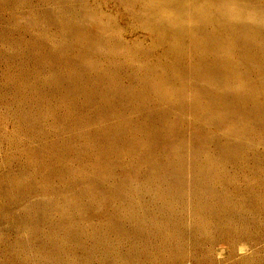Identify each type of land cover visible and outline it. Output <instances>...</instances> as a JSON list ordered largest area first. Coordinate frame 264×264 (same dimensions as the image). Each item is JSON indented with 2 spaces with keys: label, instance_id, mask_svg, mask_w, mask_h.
Listing matches in <instances>:
<instances>
[{
  "label": "rangeland",
  "instance_id": "obj_1",
  "mask_svg": "<svg viewBox=\"0 0 264 264\" xmlns=\"http://www.w3.org/2000/svg\"><path fill=\"white\" fill-rule=\"evenodd\" d=\"M148 1L0 0V264H264V0L183 34Z\"/></svg>",
  "mask_w": 264,
  "mask_h": 264
},
{
  "label": "bare ground",
  "instance_id": "obj_2",
  "mask_svg": "<svg viewBox=\"0 0 264 264\" xmlns=\"http://www.w3.org/2000/svg\"><path fill=\"white\" fill-rule=\"evenodd\" d=\"M145 1H146V0H145ZM147 1H148V0H147ZM153 1H154V0H153ZM170 1H171V0H169L168 2H170ZM173 1H175V0H172V2H173ZM253 1H254V0H253ZM148 2H149V4H151V3H150L151 1H148ZM228 2H231V1H228ZM233 2H234V3H233ZM233 2H231V4L233 3L232 5H231V4L228 5V3L225 2V0H185V1L182 0V3H179V2H178V3H179V4H178V8L176 7V8L178 9V10H176V11H178V12H176L175 9H173L172 7H170L171 9H173V10L171 11V9L168 7V8L170 9V11L172 12V13H170V12L168 11V13H169V15H170L171 17L174 16V18L172 17L173 19L169 20V17H170V16H169V17H167L168 15L166 16V13H165V12H166V9L164 8V9H165V12H164V11H162V12H164L165 15L162 16V19H157V20H156V24H157V25H160V27L162 26V28H163V26H166L167 24L170 23L171 25L169 24V26H173V25L177 26V27L179 28V30L181 31V33L183 34V32H185V31H184V28H187V27L200 28L201 25L203 26V23H204V26H205V24L207 25L208 23H211L210 25L213 24L214 27L211 26L212 28H216L217 26H221V27H222L224 21L227 20V21H231V23L228 22V23H230V24L232 25V26H229V27L234 29L233 26H237L239 23H241V21L244 22V20L246 19V16L244 17V15H246V13H248V14H247V17H248L249 15L251 16V17L249 16V17H250V20H251V19H252V16H253V14H252L253 12H252V11H254L255 8H253V10H251L252 7H251L250 9H248V8H247L248 6L246 5V3H245L243 0H234ZM143 3H145V2L143 1ZM163 3L166 4V6L164 5V7H166V8H167V5L170 4V3H167V2H163ZM173 3H176V1L173 2ZM247 3H248V2H247ZM262 3H263V2H262ZM145 4H147V3H145ZM145 4H143V6H144ZM149 4H147V5H149ZM171 5H173V4L171 3ZM176 5H177V4H176ZM150 6H152V5H150ZM150 6H149V7H150ZM229 6H230V7H229ZM256 6H257V5H256ZM146 7H148V6H146ZM149 7H148V8H149ZM173 7H175V6H173ZM249 7H250V6H249ZM257 7H258V6H257ZM262 7H264V5H263ZM143 8H144V11H145V10H146L145 7H143ZM143 8H142V9H143ZM148 8H147V10H148ZM142 9H141L142 12L140 11L141 14L144 12ZM257 9H258V8H256L255 10H257ZM151 10H153V9H151ZM151 10H148V11H149V14H150V11H151ZM161 10H162V8H161ZM250 10H251V11H250ZM261 10H262V9H261ZM155 11H156V10H155ZM155 11H154V12H155ZM173 11L176 12V15L173 14ZM263 11H264V10H263ZM140 12H139L138 15H140ZM151 12H152V11H151ZM251 12H252V13H251ZM255 12H256V11H255ZM255 12H254V13H255ZM257 12H259V11H257ZM93 13H94V12H92V14H93ZM157 13H158V12H157ZM164 13H163V14H164ZM168 13H167V14H168ZM259 13H260V12H259ZM95 14H96V13H95ZM143 14H144V13H143ZM149 14H148V15H149ZM171 14H173V15H171ZM251 14H252V15H251ZM257 14H258V13L254 14V15H257ZM260 15H261V14H260ZM94 16H96V15H93V17H94ZM110 16H111V14H109L108 16H106L107 19H108V24L111 23V22H113L112 20H110V18H109ZM160 16H161V15H160ZM165 16L167 17V19H165ZM97 17H98V16H97ZM101 17H103V15H101ZM101 17H99V18L102 19ZM113 17H115V16H113ZM113 17H112V18H113ZM150 17H151V16H150ZM150 17H149V18H150ZM155 17H156V16H155ZM155 17H154V18H155ZM253 17H254V16H253ZM103 18H104V17H103ZM112 18H111V19H112ZM244 18H245V19H244ZM255 18H256V16H255ZM257 18L260 20L261 17H257ZM96 19H98V18H96ZM150 19H151V18H150ZM253 19H254V18H253ZM253 19H252V20H253ZM262 19H263V18H262ZM102 20H103V19H102ZM165 20H166V21H165ZM167 20H168V21H167ZM246 20H247V22H248V18H247ZM252 20L249 21V23H250V22L253 23ZM256 20H257V19H256ZM105 21H106V20H105ZM257 21H258V20H257ZM260 21H261V20H260ZM101 22H102V21H101ZM243 22H242V25H243L244 28H245L244 30H246V29H247L246 27H247V26H250V25H248L249 23H248V24H245V25H246V27H245V25H244ZM245 22H246V21H245ZM254 22H255V21H254ZM262 22H263V20H262ZM116 23H117V21H116ZM139 23H140V21H139ZM144 23H145V22H144ZM259 23H260V22H259ZM105 24H106V26H107V21H106ZM113 24H114V23H113ZM140 24H141V23H140ZM226 24H227V23H226ZM253 24H255V23H253ZM253 24H251V26H252ZM109 25H110V24H109ZM157 25H154V26H156L157 29H158L159 26H157ZM208 25H209V24H208ZM208 25H207V26H208ZM255 25H256V24H255ZM259 25H260V24H259ZM259 25H258V26H259ZM261 25H263V24H261ZM112 26H114V25H112ZM118 26H119V25H118ZM175 26H173V27H175ZM202 26H201V27H202ZM207 26H206V27H207ZM215 26H216V27H215ZM253 26H254V25H253ZM253 26L251 27V31L253 30L252 28H254ZM258 26H256V27L260 30V26H259V27H258ZM103 27H104V26H103ZM116 27H117V26H116ZM119 27H120V26H119ZM177 27H176V28H177ZM229 27H228V29H229ZM239 27H240L239 30H242L241 26H239ZM256 27H255V28H256ZM263 27H264V26H263ZM99 28H100V27H99ZM110 28H111V27H110ZM110 28H109V31H110ZM166 28H167V30H168V26H167ZM176 28H173V31L169 30L170 33L172 34V32H175ZM204 28H205V27H204ZM157 29H156V30H157ZM169 29H170V27H169ZM171 29H172V28H171ZM221 29H222V28H221ZM221 29H220V30H221ZM228 29H227V30H228ZM233 29H230V30H233ZM79 30H80V29H79ZM112 30H113V29H112ZM117 30H118V29H116L115 32H117ZM159 30H160V33H161V32H162V33L165 32L163 29H160V28H159ZM159 30H157L156 32H158ZM162 30H163V31H162ZM212 30H213V29H212ZM215 30H216V29H215ZM215 30H213V32H216ZM230 30H229V31H230ZM234 30H238V28L236 29V27H235ZM180 31H179V32H180ZM196 31H197V30H196ZM200 31H201V30H200ZM200 31H197V32L199 33V34L197 33V35H201L202 41H203L204 43H207V41L209 42V39L212 38L211 35L209 36V35H206L205 33L203 34L204 31H203L202 33H201ZM205 31H206V29H205ZM218 31H219V29H218ZM229 31H228V32H229ZM242 31H243V30H242ZM247 31L249 32V29H248ZM253 31H254V30H253ZM253 31H252V32H253ZM153 32H154L153 34H154V36H155V30H154ZM219 32H220V31H219ZM234 32H235V31H234ZM234 32L231 31V34H232V33L234 34ZM245 32H246V31H245ZM248 32H246V33H248ZM256 32H257V30H256ZM256 32H255V35H256ZM261 32H262V31H261ZM117 33H119V32H117ZM176 33H177V30H176ZM176 33H175V34H172V35H176ZM189 33H190V32H189ZM207 33H208V32H207ZM216 33H217V35H218V32H216ZM216 33H215V35H216ZM221 33H222V32H221ZM223 33H224V32H223ZM236 33H237V32H236ZM240 33H241V31H240ZM243 33H244V32H243ZM246 33H245V34H246ZM249 33H250V32H249ZM249 33H248V34H249ZM111 34H112V33H111ZM153 34H152V35H153ZM156 34H157V33H156ZM185 34H186V33H185ZM195 34H196V33H195ZM195 34H194V35H195ZM208 34H209V33H208ZM229 34H230V33H229ZM233 34H232V35H233ZM238 34H239V32H238ZM245 34H244V35H243V34H240V37H241V38L239 37V38H240V41H241V39L243 38L242 35H243L244 38H245ZM250 34L254 35V33H250ZM260 34L262 35V33H260ZM88 35H91V34H88ZM112 35H113V34H112ZM117 35H118V34H117ZM158 35H159V34H158ZM160 35H161V34H160ZM165 35L167 36V34H165ZM165 35H164V36H165ZM217 35H216V36H217ZM223 35H224V34H223ZM236 35H237V34H236ZM236 35H235V36H236ZM257 35H259V33H258ZM261 35H259V37H260ZM91 36H92V35H91ZM114 36H115V35H114ZM181 36H184V35H181ZM185 36H186V35H185ZM185 36H184V37H185ZM160 37H161V36H160ZM160 37L158 36V40H159ZM169 37H170V36H169ZM173 37H175V36H173ZM177 37H178V36H177ZM177 37H176V38H173V40H177ZM179 37H180V35H179ZM179 37H178V39H179ZM186 37H187V36H186ZM186 37H185V39H186ZM191 37H192V36H191ZM221 37H222V36H221ZM223 37L226 38L225 35H224ZM246 37H247L246 39H248L249 41L251 40V39H249V36H248V35H247ZM261 37H263V36H261ZM87 38H88V37H87ZM89 38H90V37H89ZM156 38H157V35H156ZM156 38H155V39H156ZM164 38H165V37H164ZM171 38H172V37H171ZM181 38H182V37H181ZM181 38H180V40H182ZM216 38H217V37H216ZM227 38H228V37H227ZM231 38H232V37H230V39H231ZM233 38H234V36H233ZM244 38H243V42L241 41L242 43H244V40H246V39H244ZM250 38H251V36H250ZM252 38H255V37H252ZM114 39H115V38H114ZM116 39H117V37H116ZM167 39H168V38H166V41H168ZM169 39H170V38H169ZM185 39H184V40H185ZM234 39H235V38H234ZM234 39H233V41H234ZM255 39H256V38H255ZM258 39H259V38H258ZM117 40H118V39H117ZM152 40H153V38H152ZM156 40H157V39H156ZM158 40H157V41H158ZM170 40H172V39H170ZM184 40L181 41L182 44H183ZM212 40H213V39H212ZM212 40L210 39V41H212ZM231 40H232V39H231ZM231 40H230V42H231ZM236 40H237V39H236ZM115 41H116V40H115ZM120 41H121V40H120ZM157 41L154 40V42H156V43H157ZM189 41H190V40H189ZM194 41H195V44H198V43H199V40H198V39H197V41H196V39H195ZM238 41H239V40H238ZM238 41H237L236 43H240V42H238ZM254 41L257 42V39L254 40ZM91 42H92V41H91ZM116 42H117V41H116ZM116 42H115V43H116ZM158 42H159V45H162V44H163V43L161 44L160 41H158ZM168 42H169V41H168ZM178 42H179V41H178ZM181 42H180V43H181ZM197 42H198V43H197ZM203 42H201V43H203ZM251 42H252V40H251ZM89 43H90V42H89ZM171 43H172V41L170 42V44H171ZM175 43H176V42H175ZM186 43H187V40H186ZM186 43H184V44H186ZM214 43H215V42H214ZM232 43H233V42H232ZM232 43H231V45L233 46L232 48H234V45H233L234 43H233V44H232ZM246 43H247V42H246ZM96 44L98 45V42H97ZM96 44H95V45H96ZM116 44H117V43H116ZM119 44H120V43H119ZM176 44H177V43H176ZM176 44H173L172 46H177ZM192 44H193V43H192ZM209 44H210V43H209ZM209 44H207V45H209ZM247 44H248V43H247ZM90 45H91V44H90ZM157 45H158V44H157ZM91 46H92V45H91ZM163 46H164V45H163ZM166 46L170 48V45H168V43H166ZM184 46H185V45H184ZM132 47H133V46H132ZM167 47H166V48H167ZM186 47H188V43H187ZM213 47H215V46H213ZM169 48H167L166 50H168ZM171 48H172V47H171ZM171 48H170V49H171ZM178 48H179L180 50L184 51V49L182 48V45H181V47H178ZM184 48H185V47H184ZM190 48H191V45H190ZM190 48H189V50H190ZM192 48H193V47H192ZM192 48H191V51H190V52H192V53L194 54L196 51H195V52L192 51V50H193ZM202 48L205 49V50H207L206 52H208L207 54L209 55V51L211 50V47H210V46H206V44H205V48H204V47H202ZM202 48H201V50H202ZM173 49H176V48H173ZM179 49H178V50H179ZM197 49L199 50V52H201L199 48H197ZM216 49H217V47H216ZM234 49H236V47H235ZM92 50H93V49H92ZM186 50H188V49L186 48ZM189 50H188V51H189ZM194 50H195V49H194ZM230 50H232V49L230 48ZM115 51H116V50H115ZM120 51H121V50H120ZM172 51H173V50H172ZM172 51H171V53H172ZM213 51H214V50H213ZM234 51H236V50H234ZM168 52H169V50H168ZM177 52H178V51H177ZM184 52H186V51H184ZM247 52H248V51H247ZM169 53H170V52H169ZM171 53H170V55H171ZM173 53H175V52H173ZM179 53H180V52H179ZM201 53L203 54V52H201ZM201 53H199V54L202 55ZM215 53L218 54V52H216V51H215ZM239 53H240V52H239ZM176 54H177V53H176ZM180 54H181V53H180ZM180 54H179V55H180ZM196 54H197V53H196ZM196 54H194V55L197 56ZM143 55H144V54H143ZM164 55H165V54H164ZM172 55H173V54H172ZM179 55H178V56H179ZM181 55H182V54H181ZM189 55H190V53H189ZM200 55H199V56H200ZM212 55H214V53H213ZM186 56H187V54H186ZM186 56H185V57H186ZM195 56H192V57L195 58ZM199 56H198V57H199ZM218 56H219V55H218ZM129 57H130V56H129ZM170 57H171V56H170ZM175 57H176V56H175ZM180 57H182V56H180ZM188 57L190 58V56H188ZM202 57H203V56H202ZM208 57H210V56H207V59H208ZM214 57H215V56H214ZM237 57H239V56H237ZM166 58H167V57H166ZM172 58H173V56H172ZM204 58H205V57H204ZM221 58H222L221 60L224 59L223 57H221ZM239 58H241V57H239ZM243 58H244V57H243ZM246 58H247V57H246ZM124 59H125V58H124ZM168 59H169V58H168ZM176 59H177V57H176ZM195 59H196V58H195ZM198 59H199V58H198ZM200 59H201V57H200ZM216 59H217V58H216ZM219 59H220V56H219ZM180 60H181V59H180ZM217 60H218V59H217ZM217 60H215V58H214L212 61H217ZM219 61H220V60H219ZM200 62L203 63V62H205V61H204V60H203V61L201 60ZM198 65H199V64H196V66H198ZM202 65H203V64H202ZM202 65L200 64L198 67H201ZM204 65H205V64H204ZM211 65H212V64H211ZM217 65H219V64L216 63V66H217ZM225 65H226V64H225ZM225 65H224V67H225ZM227 65H229V64H227ZM227 65H226V66H227ZM238 65L241 67L240 64H238ZM213 66H214V65H213ZM231 66H234V65L231 64ZM235 66H236V65H235ZM243 66H244V65H243ZM245 66H246V65H245ZM193 67H194V68H197V67H195V66H193ZM193 67H192V68H193ZM203 67H204V66H203ZM205 67H208V69H207L208 71H209V68H211L210 66H208V64H207ZM222 67H223V65H222ZM227 67H228V66H227ZM236 67H238V66H236ZM176 68H177V67H176ZM198 69H200V68L193 69V70L195 71V70H198ZM213 69H215V66H214ZM233 69L236 70V68H232V70H233ZM240 69H242V68H240ZM240 69H239V70H240ZM246 69H248V70H246V71L248 72V71H249V67L246 68ZM203 70H204V69H203ZM210 70H211V69H210ZM216 70H217V69H216ZM223 70H224V69H223ZM244 70H245V69H244V67H243L242 72H243ZM174 71H175V70H174ZM178 71H179V69H178ZM198 71H199V70H198ZM200 71H201L200 73H203V72H204V71L202 72V69H200ZM217 71H218V70H217ZM220 71H221V70H219L218 72H215V73H217V74L219 73V74H220V73H221ZM170 72H171V71H170ZM179 72H180V71H179ZM195 72H196V71H195ZM206 72H207V71H206ZM211 72H213V71L208 72V74H209L208 76H210V73H211ZM224 72H225V71H224ZM236 72H237V70H236ZM177 73H178V72H177ZM180 73H181V72H180ZM193 73H194V72L192 71V74H193ZM196 73H197V72H196ZM200 73H199V75L201 76ZM213 73H214V72H213ZM229 73H230V72H229ZM229 73H228V74H229ZM239 73H240V72H239ZM245 73H246V72H245ZM217 74H211V75L214 76V75H217ZM242 74H244V72H243ZM197 75H198V74H197ZM202 75H203V74H202ZM220 75H221V76H220ZM220 75H219V76L222 77V74H220ZM225 75H226V73H225ZM194 76H195V78H196V74H194ZM194 76L192 77V75H191L192 78H194ZM205 76H206V74H205ZM219 76H216V77L214 76V78H217V77L219 78ZM230 76H231V73H230ZM230 76H228V77H230ZM245 76H246V74L243 75V77H245ZM198 77H199V76H198ZM223 77H224L223 79L226 78V76H223ZM231 77H232V76H231ZM247 77H249V76H247ZM192 78H191V79H192ZM199 78H200V77H199ZM202 78H203V76H202ZM206 78H207V77H206ZM206 78L204 77L203 79H204V80H208V79H206ZM218 78H217V79H218ZM189 79H190V78H189ZM200 79H201V78H200ZM200 79H198V82L200 81ZM203 79H202V80H203ZM220 79H221V78H220ZM233 79H234V78H232V80H233ZM237 79H238V78H237ZM237 79H235V80H237ZM261 79H262V78H261ZM263 79H264V77H263ZM263 79H262V81L260 80L261 83H263ZM193 80L195 81V79H193ZM193 80H192V81H193ZM202 80H201V82H202ZM209 80H210L209 83L211 84V85L209 84V86H214V88H215V85H216V86L218 85V84H216V83H217V82H216L217 80L214 81V79L212 78V81L215 82L213 85H212L213 82L211 81V79H209ZM228 80H229V78L227 79V82H229ZM243 80H245V79H243ZM246 80H248V79H246ZM246 80H245V81H246ZM190 81H191V80H190ZM219 81H220V80H219ZM219 81H218V82H219ZM237 81H238V83H241V82H239V79H238ZM245 81H244V83H251L252 80H251V81L249 80L250 82H249V81H248V82H245ZM164 82H165V81H164ZM196 82H197V81H196ZM196 82H195V83H196ZM203 82H205V81H203ZM211 82H212V83H211ZM221 82H222V81L219 82V85H220V86L223 85L224 81L222 82V85H221ZM225 82H226V81H225ZM230 82H231V80H230ZM187 83H188V82L184 83L186 87H188V86H187V85H188ZM189 83H190L189 85H192V86L194 87V89H195V85H193L192 82H189ZM195 83H194V84H195ZM206 83H208V81H207ZM231 83H233V81H232ZM231 83H229V84H231ZM261 83H260V84H261ZM251 84H252V83H251ZM258 84H259V83H258ZM258 84H257V85H258ZM168 85H169V84H168ZM257 85H256V86H257ZM172 86H173V84H172ZM172 86H171V87H172ZM182 86L185 87L184 85H181V84H180V85H179V88H180V87L183 88ZM209 86H207V87L209 88ZM232 86H234V84H232ZM258 86H259V85H258ZM263 86H264V85H263ZM155 87H157V86H155ZM164 87H165V85H164ZM190 87H191V86H190ZM193 87H191L190 89H189V87H188L187 90L189 89V91H191ZM196 87H197V91H198V86H196ZM201 87H202V86H201ZM218 87H219V86H218ZM238 87H239V86H238ZM246 87H250V86H246ZM246 87H245V88H246ZM259 87H260V86H259ZM159 88H160V87H159ZM166 88H167V86H166ZM168 88H170V87H168ZM168 88H167V89H168ZM177 88H178V87L175 86V89H173V90H176ZM216 88H217V87H216ZM219 88H220V87H219ZM219 88H218V89H219ZM231 88H232V87H231ZM233 88H234V87H233ZM235 88H236V87H235ZM240 88H241V87H240ZM240 88H239V89H240ZM254 88H256L255 85H254ZM261 88H263L262 85H261ZM167 89H166V91H164L163 88H162V90H160V91H162V92L164 91V92H166V93H167V92L169 93V90H170V92L172 91L171 89H168V90H167ZM209 89H210V88H209ZM209 89H206V91L209 90ZM212 89H213V88H211V90H212ZM218 89H217V90H218ZM221 89H222V87H221ZM221 89H220V90H221ZM227 89H229V87H228ZM248 89H249V88H248ZM195 90H196V89H195ZM213 90L216 91V89H213ZM220 90H218V92H216V93H219ZM240 90H241V89H240ZM246 90H247V88L245 89V91H246ZM259 90H261V89H258V91H255V93H256V92H259ZM263 90H264V88H263ZM181 91H182V90H181ZM204 91H205V90H204ZM226 91H227V90H226ZM229 91H230V90H229ZM237 91H238V89H237ZM242 91H243V89H242ZM248 91L251 92V90H248ZM261 91H262V90H261ZM172 92H173V91H172ZM182 92H183V93L186 92V88H185V90L183 89ZM200 92H201V91H200ZM202 92H203V91H202ZM202 92H201L200 94H202ZM208 92H209L210 94L213 93L212 91H211V92L208 91ZM238 92H239V94H240V91H238ZM153 93H154V92H153ZM177 93H178V92H177ZM177 93H176V91H175V92H173L172 94H176V95H177ZM183 93H182V94H183ZM193 93H194V92H193ZM209 93H208V95H209ZM244 93H245V92H244ZM246 93L249 94L248 92H246ZM252 93H253V92H252ZM169 94H170V93H169ZM180 94H181V92H180ZM185 94H186V93H185ZM185 94H184V95H185ZM189 94H190V92H189ZM189 94H188V92H187V95L185 96V98L188 97ZM194 94H195V93H194ZM198 94H199V91H198ZM200 94L198 95V98H196V99H199V98H200ZM219 94H220V93H219ZM225 94H231V93L229 92V93H225ZM247 94H246V95H247ZM261 94H263V93H261ZM170 95H171V94H170ZM176 95H175V96H176ZM184 95H179V93H178V96H180V97H182V96H184ZM196 95H197V93H196ZM205 95H207V93H206ZM205 95H204V98L206 97ZM208 95H207V97H206L207 99H209V98H208ZM214 95H216V94H214ZM249 95H251V94H249ZM249 95H248V96H249ZM178 96H177V97H178ZM191 96H193V94H191ZM177 97H175V98H177ZM195 97H196V96H195ZM210 97H211V96H210ZM212 97H214V96H212ZM216 97H218V95H217ZM225 97H227V96H223L224 99H225ZM229 97H230V95H229ZM229 97H228V98H229ZM238 97L241 98V99H240V98H238V99H240L241 101L244 102V100H242V99H243V97L245 98V96L240 95V96H238ZM190 98H191V97H190ZM192 98H193V97H192ZM201 98H202V96H201ZM221 98H222V97H221ZM251 98H252V97H251ZM180 99H181V98H179V100H180ZM216 99H217V98H216ZM216 99H215V100H216ZM230 99H231V98H230ZM245 99H246V98H245ZM252 99H253V98H252ZM254 99H255V98H254ZM254 99H253V100H254ZM257 99H258V98H257ZM260 99H261V98H259V101H260ZM263 99H264V98H263ZM177 100H178V99H177ZM199 100H200V102L202 101V102H201V106H204V108H206L207 105H206V107H205V105H202V103H203V99H199ZM213 100H214V99H213ZM219 100L223 101L222 99H220V97H219ZM240 100H238V101H240ZM181 101H182V99H181ZM184 101H186V99H185ZM208 101L211 103L210 99H209ZM228 101H229V99H228ZM228 101H227V102H228ZM261 101H262V100H261ZM263 101H264V100H263ZM177 102H178V101H177ZM193 102H196V100H194ZM197 102H198V100H197ZM200 102H199V103H200ZM204 102H205V101H204ZM213 102H214V101H212V103H213ZM217 102H218V101H217ZM219 102H220V101H219ZM246 102H247V101H246ZM255 102H256V101H255ZM181 103H183V102H181ZM210 103H209V104H210ZM220 103H221V102H220ZM228 103H229V102H228ZM233 103H234V102H233ZM237 103H238V102H237ZM237 103H235V104H237ZM239 103H240V102H239ZM244 103H245V102H244ZM258 103H260V102H258ZM258 103H257V104H258ZM203 104H204V103H203ZM230 104H231V100H230ZM230 104H229V105H230ZM255 104H256V103H255ZM158 105H159V104H158ZM224 105H225V104H223V107H224L225 109H223V108H221V109H223V110L225 111V114H227V113H228V109L231 110L232 108H230V107H229V108H228V107L226 108ZM229 105H228V106H229ZM197 106H198V103H197ZM199 106H200V104H199ZM214 106H215V108H217L216 105H214ZM214 106H213V108H214ZM226 106H227V104H226ZM230 106H231V105H230ZM233 106H234V105H233ZM241 106H242V105L239 106V109H240ZM258 106H259V105H258ZM261 106H263V103L261 104ZM261 106H259V107L261 108ZM210 107H211V106H210ZM234 107L238 108V106H234ZM259 107H258V108H259ZM263 107H264V106H263ZM207 109H208V108H207ZM226 109H227V111H226ZM263 109H264V108H263ZM180 110H181V109H180ZM208 110H209V109H208ZM218 110H219V109H217L216 111H218ZM232 110H233V109H232ZM234 110H235V109H234ZM236 110H237V109H236ZM243 110H244V109H243ZM209 111H210V110H209ZM213 111H214V109H213ZM219 111H222V110H219ZM239 111H240V110H239ZM211 112H212V110L210 111V113H211ZM233 112H234V111H233ZM244 112H245V111H244ZM244 112H243V114H245ZM215 113H216V112H215ZM223 113H224V112H223ZM231 113H232V111H231ZM231 113L229 112V115H231ZM238 113H239V112H237V114H238ZM241 113H242V112H241ZM241 113H239V114H241ZM216 114H217V113H216ZM218 114H219V112H218ZM232 114H233V113H232ZM223 115H224V114H223ZM229 115H228V116H229ZM241 115H242V114H241ZM249 115H250V114H249ZM183 116H184V115H183ZM224 116H225V115H224ZM224 116H221V117H224ZM228 116H227V118H228ZM225 117H226V116H225ZM229 117H230V116H229ZM244 117L247 118V114H246ZM248 117H249V116H248ZM226 120H227V119H226ZM221 121L224 122L223 119H221ZM228 122H229V119H228ZM230 122H231V121H230ZM237 122H238V121H237ZM232 123H233V122H232ZM232 123H231V124H232ZM229 125H230V123H229ZM232 125H233V124H232ZM234 126H235V125H234ZM234 128H235V127H234ZM227 129H228V128H227ZM235 129H236V128H235ZM233 130H234V129H233ZM228 132H229V134H230V132H232V135L234 134V132H233L232 130H231V131L228 130ZM228 132H227V133H228ZM242 132H243V131H242ZM225 134H226V133H225ZM238 136H240V135H238ZM247 137H248V136H247ZM247 142H248V141H247ZM258 144H259V143H258Z\"/></svg>",
  "mask_w": 264,
  "mask_h": 264
}]
</instances>
